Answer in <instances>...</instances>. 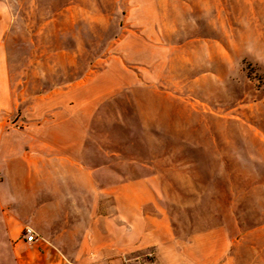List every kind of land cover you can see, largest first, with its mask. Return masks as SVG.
I'll return each mask as SVG.
<instances>
[{
	"label": "rangeland",
	"instance_id": "1",
	"mask_svg": "<svg viewBox=\"0 0 264 264\" xmlns=\"http://www.w3.org/2000/svg\"><path fill=\"white\" fill-rule=\"evenodd\" d=\"M0 9L17 103L9 127L83 132L82 168L62 160L60 170L52 154L46 176L91 178L79 186L83 210L99 192L100 215L114 203L132 230H167L210 252V264H264V0H0ZM65 251L69 263L76 249Z\"/></svg>",
	"mask_w": 264,
	"mask_h": 264
},
{
	"label": "crops",
	"instance_id": "2",
	"mask_svg": "<svg viewBox=\"0 0 264 264\" xmlns=\"http://www.w3.org/2000/svg\"><path fill=\"white\" fill-rule=\"evenodd\" d=\"M2 35L0 9V264H124L132 253L135 264H210V252L197 253L195 249L200 247L196 244L169 239L172 234L167 230L164 233L153 227L152 238L145 234L147 228L132 230L130 217L119 210L115 214L114 203L111 212L100 215L99 192L94 206L83 210L79 186L84 181L92 184L91 178L45 175L52 154L58 156L60 170L62 160L82 168L83 132L59 122L52 126L50 121L36 128L9 127L7 120L17 103L12 97ZM72 138L75 150L68 152ZM34 162L43 175L29 171L36 167ZM102 193L114 197L108 190ZM116 217L122 225L116 224ZM25 227L34 231L33 243L24 240ZM69 248L76 251L67 263L65 250ZM152 253L154 259H147Z\"/></svg>",
	"mask_w": 264,
	"mask_h": 264
},
{
	"label": "built area",
	"instance_id": "3",
	"mask_svg": "<svg viewBox=\"0 0 264 264\" xmlns=\"http://www.w3.org/2000/svg\"><path fill=\"white\" fill-rule=\"evenodd\" d=\"M23 238L28 243H33L36 240L34 231L30 227H25L23 230Z\"/></svg>",
	"mask_w": 264,
	"mask_h": 264
}]
</instances>
